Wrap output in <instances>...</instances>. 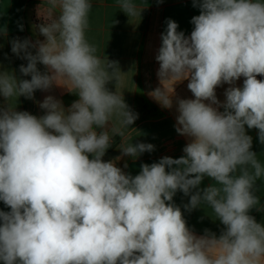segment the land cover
I'll return each instance as SVG.
<instances>
[{
  "label": "clouds",
  "instance_id": "obj_1",
  "mask_svg": "<svg viewBox=\"0 0 264 264\" xmlns=\"http://www.w3.org/2000/svg\"><path fill=\"white\" fill-rule=\"evenodd\" d=\"M44 2L33 26L44 39L10 41L27 62L20 75L30 79L0 66V201L9 209L0 210V262L264 264V222L251 215L260 211L264 164L247 134L257 130L264 145V79L257 78L264 77V0H192L199 15L187 36L166 20L155 56L163 87L149 95L171 109L174 89L164 83L188 81L193 98L175 101V131L188 143L184 155L142 163L134 176L116 161L155 146L127 143L138 113L119 90L127 73L87 38L92 0ZM117 6L128 18L147 8L135 0ZM224 84L221 102L216 89ZM54 86L77 99L65 107L47 95L39 117L17 110L19 97L34 100ZM117 137L121 155L105 161ZM205 178L211 183L201 187ZM177 192L189 197L186 211L211 209L205 214L221 233L196 235L174 203Z\"/></svg>",
  "mask_w": 264,
  "mask_h": 264
},
{
  "label": "crops",
  "instance_id": "obj_2",
  "mask_svg": "<svg viewBox=\"0 0 264 264\" xmlns=\"http://www.w3.org/2000/svg\"><path fill=\"white\" fill-rule=\"evenodd\" d=\"M135 2L147 8L142 12L141 17L128 18L120 11L117 0H92L93 7L89 13V29L86 33L89 42L97 46L98 55L105 53L110 60L118 61L121 71L127 73L122 77L123 82L119 90L124 91L126 103L138 113V119L131 126L136 130L130 132L127 143L144 142L155 146L153 152H145L135 160L124 156L116 161L117 166L133 176L139 173L142 163L151 164L164 156L179 158L184 155L183 148L188 143V138L178 135L175 131L178 114L175 101L177 98H193L187 88L188 81L164 83V88L170 94L174 89L171 109L163 108L149 93L163 87L157 76L159 63L155 56L161 45V33L166 29V20L176 21L179 25L178 31H183L187 36L194 27L190 22L191 18L199 15V9L193 7L192 0H163L162 3H157V0H148V2L135 0ZM39 5L43 14L46 8L44 0H0V66L4 70L14 71L20 78L30 79V77H22L19 73V66L27 62L11 52L10 41L14 38L21 40L28 38L32 41L44 39L34 31L33 27L41 23L37 15ZM19 25H23L22 31ZM3 30H6L7 35L2 34ZM38 68L44 71L43 65H38ZM257 78L264 79L261 76ZM242 83L243 77L236 82V86H242ZM108 87L111 89L113 85L110 84ZM227 87L229 85L224 84L216 89L217 98L221 102L225 99L224 92ZM47 95L55 96L65 107L70 106L77 99L66 89L54 86L47 92L37 90L34 100L19 97L17 110L28 111L39 117L44 112L38 102ZM3 103L4 99L0 97V105ZM247 134L253 138L252 150L258 154V159L264 164V145L258 140L257 130H247ZM120 143L121 138L117 137L113 147L107 150L103 158L105 161L115 160L121 155L118 149ZM125 162L128 164L127 168H124ZM210 183L211 181L205 178L201 187H206ZM257 187L256 194L260 199L257 208L260 211L253 209L251 215L257 222H264V180L257 181ZM188 200L189 197L181 192H177L174 196V203L181 208L189 228L196 235H203L207 229L218 236L224 226L218 220L214 221V217L212 219L205 214L206 211L211 216L212 210L204 211L198 208L188 212L183 207ZM0 210L9 211L2 201H0Z\"/></svg>",
  "mask_w": 264,
  "mask_h": 264
},
{
  "label": "trees",
  "instance_id": "obj_3",
  "mask_svg": "<svg viewBox=\"0 0 264 264\" xmlns=\"http://www.w3.org/2000/svg\"><path fill=\"white\" fill-rule=\"evenodd\" d=\"M113 145H114V143H113ZM113 145H112V147H113Z\"/></svg>",
  "mask_w": 264,
  "mask_h": 264
}]
</instances>
